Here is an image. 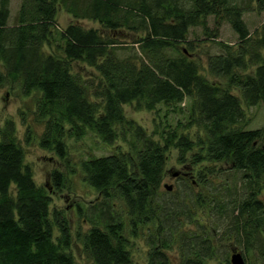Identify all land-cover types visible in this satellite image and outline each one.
<instances>
[{"label": "trees", "instance_id": "16d2710c", "mask_svg": "<svg viewBox=\"0 0 264 264\" xmlns=\"http://www.w3.org/2000/svg\"><path fill=\"white\" fill-rule=\"evenodd\" d=\"M59 1L64 2L20 0L16 23L9 24V0H0V81L19 79L24 93L40 91L36 117L44 121L41 147L65 158L66 136L91 131L113 141L117 124L132 123L125 118V103L150 110L160 104L182 109L180 103L188 98V123L204 130L196 138L170 130L160 143L133 126L134 152L82 160L85 182L102 199L90 212L91 217L100 214L102 226H90L82 237L88 264H132L125 231L135 234L144 226L147 264H171L167 252L173 248L179 264H231L229 251H221L214 241L225 235H238L235 239L245 241V255L264 259V201L257 196L264 188V127H238L245 114L242 101L264 104V22L259 31L250 32L243 18L245 9L264 11V0H71L66 6L75 17L97 20L104 29L72 22L55 31ZM209 15L227 21L238 35L236 49L219 42L222 50L207 54L205 63L212 76L227 78V86L205 77L190 51L188 32L199 23L206 25ZM123 25L139 27L144 34L127 42ZM54 36L60 52L44 50ZM71 60L100 74L92 93V84L72 71ZM170 146L181 161L197 146L190 169L206 162L196 170L198 179L180 177L176 189L166 190L161 181ZM217 162L226 164L222 171L240 173L243 195L237 211L227 200L212 199L205 206L212 196L194 191L195 184L208 186L206 175L216 173ZM62 179L55 169L52 183L62 186ZM220 186L229 193L239 187L229 182ZM119 200L122 208L117 207ZM50 204L46 186L37 185L24 163L14 121L7 120L0 128V264H77L68 251L69 218Z\"/></svg>", "mask_w": 264, "mask_h": 264}, {"label": "rangeland", "instance_id": "374dc122", "mask_svg": "<svg viewBox=\"0 0 264 264\" xmlns=\"http://www.w3.org/2000/svg\"><path fill=\"white\" fill-rule=\"evenodd\" d=\"M67 1L71 0L59 1L57 4V27L54 28L55 31L57 28H64L72 22L80 23L86 27H96L100 30L104 29L103 25L97 20L75 17L66 6ZM85 1L87 0H80L82 4ZM236 1L241 3L248 2V0ZM9 4L10 15L8 23L14 24L16 23L20 0H9ZM251 4L254 6L253 1H251ZM243 18L250 32H255V30L259 31L264 22V11L259 12L253 7L245 9L243 11ZM122 28L129 32L130 37L126 39L128 40L127 42H132L131 40L144 34V31L139 27L130 30V28L123 25ZM187 39L192 44L190 51L193 53V58L199 62L200 66L202 64L200 70L204 76L213 82L227 86V78L212 76L207 71L205 63L207 54L222 50L223 45L220 46L218 44L219 42L229 44V47L236 49L238 35L231 28L230 24L221 17L209 15L206 19V25L199 23L193 26L188 32ZM51 40V44L45 43L43 45L44 50L60 52L56 46L59 40L55 36ZM183 45L179 44V47L181 48ZM134 46L136 47L137 43ZM70 66L74 73L80 74L87 83L92 84V89L90 88V93H92L91 91H93L101 79L98 71L82 61L71 60ZM2 70L0 68V73L4 74ZM231 90L233 93L240 95L237 88L233 87ZM40 96L41 93L39 90L24 93L19 79L6 77L4 81H0V128L4 126L7 120L14 121L16 137L24 150V163L31 167L32 176L37 185L46 186L51 196V210H63L69 218L72 243L68 251L73 255L77 264H88L89 260L86 258L82 247V237L90 226L94 224L102 226L100 214L94 212L95 216H90V212L97 210L100 204L99 202L102 199L98 197L99 192L92 185L85 182L81 167L82 160L112 152H134V137L131 133L133 126H141L147 135L160 143H164L163 134L170 130H176L178 133L190 135L193 138L198 137L199 134H204V130L196 124L188 123V107L190 105V99L188 98L180 103L182 109L177 105L160 104L157 109L150 110L144 107H138L135 103H125L122 105L125 118L132 120V123L117 124L116 129L118 135L113 141L105 142L100 136L91 131H88L81 137L73 135L66 136L64 140L67 147V154L65 158H60L54 151L41 147L39 143L44 130V121H40L36 117V108ZM91 98L98 102L101 100L95 96H91ZM241 103L245 114L244 120L238 124V127L244 129L264 127V104L259 102L249 106L243 101ZM123 131L126 132L123 134ZM195 149H197V146L192 151L186 153L185 161L179 159L178 151L174 146H170L166 150L165 170L161 181L162 188L165 183H171L175 189L177 188L179 181L178 177L172 175L173 171H177L178 175L188 179H191L192 175L194 176L192 179L199 178L196 175V170L201 169V164L206 161L194 164L195 169H190L191 164L193 165L192 153L195 152ZM225 166V163L217 162L216 167L218 170L216 173L206 175L208 186L204 185L203 182L198 185L195 184L194 191L203 192L206 196H212L210 202L204 204L205 206L210 205L212 199L227 200L228 202H232L230 208L235 205L234 209L237 211L238 202L243 195L240 188L241 182L239 181L240 173L219 169H224ZM55 169L63 173L62 186L56 187L52 183L51 175ZM223 182H229L233 186L235 183H238L239 192L235 191V189L230 193L223 190L220 186ZM13 188L14 186L11 187L12 190ZM257 196L264 201V188H261ZM80 204L83 207L81 211L78 209V205ZM122 206L123 202L119 200L117 207L122 208ZM97 219L100 220L99 223H96ZM147 233L148 226L139 229L135 234L130 233L128 229L125 231V235L129 240L128 248L132 264H147L148 262L149 245L146 242ZM58 235L55 231V237ZM236 236L238 235H230L228 238L225 235L222 239L218 236L214 241L219 244L221 251H229V254L232 250H239L244 256L245 264H264V259L253 255V253L245 255L244 251L247 252V250H244L245 241L235 239ZM249 251L252 252L253 250ZM167 253L171 264H179L176 248L168 250ZM216 263L217 260H214V264Z\"/></svg>", "mask_w": 264, "mask_h": 264}, {"label": "water", "instance_id": "95a60500", "mask_svg": "<svg viewBox=\"0 0 264 264\" xmlns=\"http://www.w3.org/2000/svg\"><path fill=\"white\" fill-rule=\"evenodd\" d=\"M177 174H178L177 171L172 172L173 176H176ZM164 188L166 190H171L173 188V184L165 183ZM230 262L231 264H245V259L239 250H232L230 254Z\"/></svg>", "mask_w": 264, "mask_h": 264}, {"label": "flooded vegetation", "instance_id": "af4514ba", "mask_svg": "<svg viewBox=\"0 0 264 264\" xmlns=\"http://www.w3.org/2000/svg\"><path fill=\"white\" fill-rule=\"evenodd\" d=\"M179 176H180V175H178V174H177L175 177H178V178H180L181 176H180V177H179ZM181 178H183V177H181ZM230 254H231V252H230ZM243 257H244V256H243Z\"/></svg>", "mask_w": 264, "mask_h": 264}]
</instances>
